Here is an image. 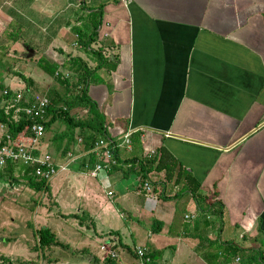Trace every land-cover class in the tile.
I'll use <instances>...</instances> for the list:
<instances>
[{
  "label": "crops",
  "instance_id": "obj_1",
  "mask_svg": "<svg viewBox=\"0 0 264 264\" xmlns=\"http://www.w3.org/2000/svg\"><path fill=\"white\" fill-rule=\"evenodd\" d=\"M22 37L34 38L35 45ZM17 54L15 61L32 60L37 68L44 57L69 84H87L111 136L131 131L129 147H118L119 161L94 178L82 167L90 160L83 144L87 131L75 130L68 140L61 138L65 124L60 119L45 128L41 151L58 163L68 154L76 158L74 169L48 183L59 207L90 217L92 229L118 241L120 226L111 215L146 222L150 243L142 247L162 250L158 264H207L203 254L210 239L264 247V0H0L3 87L12 89L4 73L9 72L7 56ZM78 60L92 72L79 74ZM41 71L44 75L32 81L18 75L31 85L54 80L62 86L56 71ZM81 109L71 113L86 117ZM161 146L193 173L206 194L217 192L220 218L184 210L182 226L174 215L178 204L196 207L189 193L162 199L156 190L153 197L141 190L139 160ZM152 175L154 181L163 176ZM180 187L168 184L165 194L172 196ZM185 215L192 219L186 221ZM153 219L162 222L159 232L154 231L159 225L150 230ZM174 223L176 235L170 230ZM127 247L117 246L118 264L140 263ZM236 258H220L217 264H241Z\"/></svg>",
  "mask_w": 264,
  "mask_h": 264
},
{
  "label": "trees",
  "instance_id": "obj_2",
  "mask_svg": "<svg viewBox=\"0 0 264 264\" xmlns=\"http://www.w3.org/2000/svg\"><path fill=\"white\" fill-rule=\"evenodd\" d=\"M100 10L101 9L99 8L95 13L97 14V17L101 14ZM99 22L100 20L96 18V25L94 26V29L97 28V24ZM38 63L39 67L45 73L52 75L55 71L57 72L56 65L49 63L44 57H40ZM76 67V69L79 70V74H89L92 72L91 70H88L86 68V64L80 60H78ZM59 74L60 73L57 72L56 77ZM20 75L23 76L22 74ZM60 76L61 74L57 78ZM60 78H62L60 83L62 84L63 89L57 90L52 88L47 92V95L45 94L50 100L46 115L47 119L44 122L45 128H48L53 122H55L57 119H60L65 124V132L61 135V138H67L68 140H72L75 130H79L81 134L84 131H87L83 144L84 148L88 150L87 153L90 155L91 162H104V160L97 159L91 149L93 148L95 141L100 138L106 139V141L109 143V146L112 148L114 159L119 161V148L117 147V143L120 141V139H116L115 136L113 137L107 132L105 126V116L98 109L96 102L90 97L87 84L81 86L78 85V81H76L75 85H71L68 81H65V78ZM0 88L3 89L6 87H3L0 83ZM6 89L8 90V93L6 95L3 94V98H9L11 95L12 91H10L8 88ZM7 105L8 103L6 104L5 102V104L0 107V123H5L7 125L8 131L13 137H16L20 131L26 127L29 121L21 113L19 119L15 120L13 117L14 107L9 108ZM78 109L86 110L88 115L86 117H81L78 113H71L72 110ZM61 154L62 156L67 155L66 148L61 150ZM129 160L131 162L135 161L134 158H130ZM138 168L139 172L141 173V178H148L152 185H154L153 192L156 190L159 198L172 199L178 197L179 195L189 193L200 211L214 214L219 218L223 215V204L219 199L215 198L217 197V192L214 191L210 195L206 194V190L196 179L193 173L185 169V167L180 162H178V160L174 158L172 154L164 149L163 146L159 147L156 153H154L152 156H148V158L144 156L143 160L140 159ZM14 170L15 168L13 165H7L6 168L1 171L0 176L7 175L11 177V179L17 180L18 175H15ZM158 172L163 174L161 181L152 180V174ZM24 179H26L29 187L37 192H45L49 189L48 183L43 179H37L29 175H25ZM168 184H179L181 187L175 192L174 195L168 196L165 194V188ZM203 190H205V192ZM156 225H159V227L155 228L154 231L159 232L161 230L162 222L158 219H153L150 227L152 232ZM34 234L38 238V242L33 248L35 250H39L41 259L45 257L44 255L46 249H49L54 245H62L61 242L57 241L55 234L48 227L43 226L37 228L35 229ZM127 248L133 254V256L139 258L135 249H132L129 246ZM161 255L162 250L152 249L145 252L142 258L144 264H158ZM117 257H106L102 259L100 263L99 259L96 256H93L97 264H117ZM229 257H238L241 264H264V247H259L258 249L254 247L246 248L233 240L219 241L218 239H214L207 241V245L203 254V259L207 264H217L220 258L221 260H227Z\"/></svg>",
  "mask_w": 264,
  "mask_h": 264
},
{
  "label": "rangeland",
  "instance_id": "obj_3",
  "mask_svg": "<svg viewBox=\"0 0 264 264\" xmlns=\"http://www.w3.org/2000/svg\"><path fill=\"white\" fill-rule=\"evenodd\" d=\"M21 41L28 42L31 46L35 45V43L33 42L34 38L30 39L22 37ZM21 45V43L18 44V46ZM19 58L20 57L17 54L16 56L8 55L6 59L8 66L6 71L9 72H5L4 74L9 78V81H4L7 85H10L12 87V89L7 87L10 91L17 94L29 93L31 95H47V92L51 90L50 87H55V89L57 90L63 89V86L55 85L54 80H51L50 84L41 83L37 85H31V83H27L24 78H21L18 75L19 72H22L23 75L29 81H32V78L37 80L40 76L44 74L41 71L40 67L39 69L36 67V65H33L34 63L32 62V60L24 59L22 62L15 61ZM33 67L34 69L32 71ZM1 96L2 89L0 88V101L5 99V97L3 98V96ZM1 105L2 103L0 104V106ZM60 124L62 125L63 123L61 122ZM56 143L57 141L55 142V145ZM74 168L75 167L70 164L68 169ZM64 173L65 172L63 171L56 174L54 176L56 177L54 181L57 182L59 179H61L64 176L62 175ZM0 178H6L7 180L9 179L7 175L0 176ZM108 186L109 185H106V189L108 188ZM107 199L105 200L108 201ZM189 200L191 202L193 201V203L195 204L194 199ZM166 205H168V207H174L173 203H166ZM176 209L177 211L174 215L175 223L180 222L183 226L181 220L184 214V210H193V214L195 215L198 207L196 205L195 208L184 209L183 204H178L176 206ZM12 213L15 215L13 221H11ZM77 213L78 212L67 213V210H64L62 209V207H59L58 203L54 201V197L48 194L47 191H35L34 193H32L30 190L27 191L24 189L23 194L18 197L10 195L8 198L1 199L0 264H97L93 256H97L96 251H98V246L102 242H105L106 239H108L107 237L104 238L102 236H107L110 233H105V231L99 232V230H97L98 228L92 229V222L90 220V217H83L80 213ZM74 214H77L78 217H74ZM204 215L209 216V213L205 212ZM114 218L118 222V226H120L119 230L121 232V238L119 239L120 242L118 241V238H115L116 235H110L116 241L115 247L117 245L121 246L125 244L129 247H134V249H136L139 245H141L142 247L143 244L150 243L149 237H147V231L149 229V226L146 222L136 224L129 222L126 216H115L113 214V216L111 215V220L113 223H116ZM191 219L192 218L186 221H190ZM213 220L215 222V219ZM175 223L174 227L170 228V230L174 232V235H176L178 231V227H175ZM216 223L217 227H221L220 220L216 219ZM224 223L227 224V220H224ZM189 225L190 224H185V227H188ZM43 226L48 227L55 234L57 241L61 242L62 245H54L51 248L46 249L44 255L45 257L41 259L39 250H35L33 247L38 242V238L35 236L34 231L35 229ZM252 230L253 226L250 227L249 230H244V233H251ZM97 234L99 235L97 236ZM113 238L109 239H112V241H114ZM196 239L199 242V237H197ZM206 239L207 238H203L202 236V240L205 241ZM83 241H85V244H83ZM195 255L197 254L195 253ZM97 257L99 258V261H102L99 255ZM179 257L180 255L178 256V258ZM180 259L183 258H179L178 260ZM118 260L119 256L116 259L117 264ZM139 260L140 263L137 264H144L140 258ZM236 260H239V258L237 257Z\"/></svg>",
  "mask_w": 264,
  "mask_h": 264
},
{
  "label": "built area",
  "instance_id": "obj_4",
  "mask_svg": "<svg viewBox=\"0 0 264 264\" xmlns=\"http://www.w3.org/2000/svg\"><path fill=\"white\" fill-rule=\"evenodd\" d=\"M7 93L8 90L3 88L2 96ZM13 93L11 92L10 97L4 100L6 104L8 103L7 106L9 108L14 107V119L18 120L21 113L29 122L16 137H13L8 131L5 123H0V170L6 168L7 165H13L15 175H18L17 180H13L9 176H7L9 178L8 180L6 178H0V200L8 198L10 195L18 197L23 194L24 189L34 193L35 190L30 188L26 179H24L25 175L43 179L49 183L56 174L67 170L69 168L68 166L76 160L73 154H68L64 161L58 163L53 160L50 153L43 152L40 149V144L45 134L44 122L47 119L46 115L50 104L49 98L45 94L31 95L29 93ZM130 134V130L126 131L119 138L120 141L117 143V147L123 145L129 147ZM91 150L97 159L104 160V162L86 161L83 168L90 176L101 178L102 175L108 173L111 165H115L117 161L114 159L112 148L106 139L100 138L95 141ZM140 180L141 190L153 197L151 181L148 178H141ZM102 186L106 188L105 184H102ZM107 195L112 197L113 191L108 190ZM188 217L186 215V218ZM109 238L99 245V251L103 254L102 259L106 257L115 258L118 255V250L115 247L116 241L114 239L112 241ZM135 250L144 263L142 258L145 254L144 248L138 246Z\"/></svg>",
  "mask_w": 264,
  "mask_h": 264
}]
</instances>
